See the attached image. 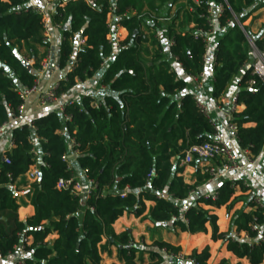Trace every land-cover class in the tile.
Segmentation results:
<instances>
[{
	"label": "trees",
	"instance_id": "obj_1",
	"mask_svg": "<svg viewBox=\"0 0 264 264\" xmlns=\"http://www.w3.org/2000/svg\"><path fill=\"white\" fill-rule=\"evenodd\" d=\"M257 1L187 0L189 8L179 18V7L166 28V46L151 35L156 47L149 52L141 23L144 18L154 20L159 5L115 0L114 22L127 31L116 42L108 39L106 17L111 0H53L51 22L61 32L58 67L70 66L57 81V96L69 94L78 81L97 72H101L105 91L99 97L72 100L63 113L55 107L29 124L9 126L13 147L0 153V259L18 256L15 247L30 237L23 243L27 251L23 264H101V254H109L112 246L123 264L144 262V254L148 264H191L187 259L207 264L208 246L181 259L177 257L182 254L179 246L154 241L140 247L128 230L115 233L113 223L127 213L171 232L205 233L208 225L211 240L224 241L226 250L236 258L248 264L263 262L264 212L252 199L248 202L251 209L232 213L227 232L218 230L213 213L214 208L224 206L228 211L233 206L235 188L241 181L223 179L214 194H198L197 188L211 175L200 170L197 160L187 164L194 168V181L183 180L185 151L211 140L216 128L213 119L199 111L194 89L187 90V80L164 59L166 50L189 81L205 71L207 49L201 38H194V32L208 30L201 15L210 4H222L223 12L216 19L220 36L213 52L211 98H220L236 79V103L244 107L231 111V122L236 126L239 148L256 157L264 146V84L251 74L250 44L263 48L264 35L251 30L253 17L243 23L261 8ZM77 37L84 42L75 49ZM44 46L42 15L27 0H0V127L19 114L20 93L34 85L35 70L46 55L45 51L38 56L37 49ZM28 60L33 61L30 69L23 64ZM64 114L70 119L65 121ZM70 139L76 142L73 165L65 157ZM32 147L37 158L30 152ZM34 163L40 178L29 184L31 194L26 196L33 214L21 221L12 185L18 191L28 184L24 179L16 182ZM78 172L95 183L88 196L57 187L60 180ZM145 201L153 203L147 211ZM232 227L245 237L231 236ZM51 234L55 237L46 240ZM217 264L229 261L221 259Z\"/></svg>",
	"mask_w": 264,
	"mask_h": 264
},
{
	"label": "crops",
	"instance_id": "obj_2",
	"mask_svg": "<svg viewBox=\"0 0 264 264\" xmlns=\"http://www.w3.org/2000/svg\"><path fill=\"white\" fill-rule=\"evenodd\" d=\"M1 1H7V0H1ZM47 0H27V4L29 6H37L42 7L45 5ZM53 2V0H52ZM149 2V1H147ZM147 2L144 1L146 4ZM163 2L162 0L158 1V4ZM180 2V1H178ZM171 3H168L170 6ZM175 6V4L171 5ZM170 6V7H171ZM181 7V6H180ZM146 8V6L144 7ZM179 9V7L175 10V12ZM186 9V7H183L179 11V18L182 16V11ZM260 9V8H259ZM51 12L52 8L47 11L46 20L48 23V32H49V42L48 45H50L56 52L54 57V65L50 66V61L48 64V67L43 71V73L37 77L39 78V91H43L48 89L51 85L56 83L59 79L63 78L65 76V73L70 70V66L65 67L64 69H60L58 67L57 62V51L58 47L61 41V32L58 27H56L55 24L51 22ZM174 12V14H175ZM152 15L154 14L151 12ZM173 14V15H174ZM158 15V13H157ZM156 15V18H157ZM172 15V16H173ZM155 18V19H156ZM145 19V18H144ZM143 19V21H144ZM114 18L112 20H109V34L108 39L120 41L123 40L126 35L127 31L125 28L121 27L120 25L116 24L114 22ZM192 24H190L188 27H191ZM187 27V28H188ZM154 29V28H153ZM251 30L254 32V30L251 28ZM143 32V31H142ZM144 33V32H143ZM256 33V32H254ZM146 34V33H144ZM154 39L161 42L158 38L159 34H153L152 35ZM165 36H166V29H165ZM219 34H217V31L212 38L213 44H216V41L219 39ZM148 39L151 38V35H147ZM167 38V37H165ZM82 37L75 38L73 45L75 49H78L79 41L82 40ZM148 41H151L148 40ZM152 42V41H151ZM149 43V42H148ZM146 44V46L148 45ZM163 47L166 46V39L165 41L161 42ZM47 45V46H48ZM152 45V43H150ZM47 46L39 47L38 50V56H40L42 53L46 51ZM149 52H151V48L148 47ZM164 59H168L169 63L175 69L179 75V77L184 78L188 82L187 90L194 89L193 82L189 81V78L186 77V74L182 71L179 64L175 61V59L170 58L165 50L164 52ZM214 59H213V49L209 50L207 53V58L205 60V67L207 71V77L205 79V88L201 93V99L206 104L208 109L210 111L213 110L214 116L212 117L210 114V117L213 119L215 123L216 128V136L223 139L228 147L231 149V151L235 154L237 159L244 164V166L235 172H230L227 174H224L220 177H216L214 179H210L208 182L203 184V186L198 187L197 191H200L201 193L209 194L212 193L215 186L223 179H234L241 181V188L240 185H237L235 188V194L234 197H238V208L233 209V206L227 211V209L222 206L219 209L214 208L213 213L218 218L220 217V213H222V217L224 214H226V211L229 212L231 209H233L232 213L235 210L238 209H244L249 210L251 207L249 206L248 202L252 198V196L257 195L261 197L264 200V179L262 177V172L264 171V146L261 150V152L253 158L254 163L250 164L248 163V157L244 154L243 150L239 148L237 139L235 136V133L230 131L228 128V124L231 121L229 110V102L231 97L236 93L237 91V85H236V79H233L231 83L226 87L224 93L221 95L220 98L217 100H213L211 98V88H212V81H211V73H212V65H213ZM106 63V61H105ZM32 65V64H30ZM106 65V64H105ZM104 65V66H105ZM101 72H97L92 78L87 79L85 81H78L77 84L73 87L71 92L69 94L62 95L57 103H54L53 105L48 106H40L38 104V92H35L31 94L26 101L24 102V107L22 112L19 115V118L16 121H13L11 124H9L3 131L1 137H0V153H2L5 150H10L12 148L11 146V137H10V129L9 126L12 124H23V123H30L33 118L47 113L52 108L57 107L59 103H64L67 100H79L85 95H91V96H101L103 92L105 91V87L101 84ZM216 105L220 106V109H217ZM243 105H238L236 108V111H241L243 109ZM221 123V126L218 127L217 123ZM252 124H245V126H251ZM66 158L70 161L71 165L74 164V161L76 159V155L74 154L72 150L71 143L68 142L67 144V152H66ZM187 165V164H186ZM198 166L200 170L202 171V168L200 164L198 163ZM193 173L194 168L191 166H188L187 168L184 167V171L182 173L183 180L187 183H192L194 181L193 179ZM76 177H80V172L76 173ZM21 179H24V177L18 178L16 183H19ZM241 196V197H240ZM19 201V208L17 210V217L19 220L24 221L27 217L31 216L33 214V207L27 202L26 197H18ZM188 203V200L186 201ZM153 203L151 201H145L146 211L148 210L149 206ZM220 212V213H217ZM232 213L229 215L227 221H226V227H224L225 223H217L218 230L220 232H227L229 230V222L230 217ZM220 220V219H219ZM113 230L115 233H120L122 231L128 230L131 233V236L133 238V241L136 243H145L146 245L152 244L154 241H165L167 243H170L174 246H179L183 252V254L191 253L193 250H197L198 252L201 251L205 246L209 247V258L211 254H217V252H220V260L221 259H227L229 261V264H235L237 262H240L241 264H248L245 259H239L236 258L231 252L226 250V243L222 240H211V229L207 225L206 226V232L205 233H197V234H188L186 232H171L166 227L162 225H154L152 222H150L147 219H141L140 217H135L133 214H127L123 213L121 217H119L114 223H113ZM230 235L233 237L243 238L245 237V234L243 232L237 233L235 232V228H231ZM55 237L54 234L49 235L46 240H52ZM114 248V252H112V249ZM111 252L103 253L101 254V264L103 262L110 261V264L117 263V264H123L121 261L118 260L116 256V248L112 246ZM181 252V253H182ZM110 255V256H109ZM145 256V260H148L147 254L143 255V259ZM185 256V255H184ZM219 256V255H218ZM208 258V259H209ZM15 259V256L6 258V259H0V264H10ZM212 260V259H211ZM264 261V260H263ZM148 262L146 264H148ZM212 262V261H211ZM208 264V263H207Z\"/></svg>",
	"mask_w": 264,
	"mask_h": 264
},
{
	"label": "built area",
	"instance_id": "obj_3",
	"mask_svg": "<svg viewBox=\"0 0 264 264\" xmlns=\"http://www.w3.org/2000/svg\"><path fill=\"white\" fill-rule=\"evenodd\" d=\"M112 5L109 9V12L107 13L106 21L109 26V20H112L114 18L113 12L116 9L115 6V0H111ZM196 2V0H194ZM54 2L52 0H47L45 5L42 7H37V6H31L32 10L41 14L42 15V23H43V36L45 41L49 42V32H48V23L46 20V15L47 11L51 8H53ZM223 12V6L222 4H210L205 13L202 14L201 16L206 20V23L209 27L208 30H203V29H197L194 32V38H201L202 41L204 42L205 48L207 49V53L209 50L215 49V45L213 44L212 38L214 37L217 27H216V19L218 16H220ZM56 27L60 28L59 25H56ZM110 40V39H109ZM84 42V38L79 41V46H81ZM117 42V41H116ZM170 44L172 42H169ZM251 46V74L252 76L258 78L263 84H264V47L261 49H258L255 47L253 43L250 44ZM207 53L203 56V60L205 61L207 58ZM55 50L48 45L46 48V55L41 61V67L39 69H36V76H40L43 71L48 67V64L51 60L54 59L55 57ZM214 59V56H213ZM30 62H33L32 60H28L27 63L32 64ZM207 77V71H202L200 73H197L195 75H192L191 82L194 84V91L195 94L193 96L199 111L205 115L206 117L210 118V110L206 106V104L202 101L201 99V93L205 88V79ZM249 84L252 83V81L248 82ZM39 86V78L36 77L34 85L22 91L20 93V97L22 100V103L18 107L19 114L17 116H12L10 121L8 123L3 124L0 127V137L4 131V129L11 124L13 121H16L19 118L20 113L23 110L24 107V102L26 99L33 93L38 92V104L40 106H48V105H53L54 103H57L58 99L61 97L57 96L56 94V89L58 87V83H54L51 85L48 89L39 91L38 89ZM237 94L235 93L229 102V110L230 111H236L237 108ZM72 100H67L64 103H59L57 105V110L60 113L64 112L65 105L70 104ZM97 106V104H94ZM217 109H220L221 107L216 105ZM69 115L64 114V120H69ZM29 124V123H28ZM215 124V123H214ZM228 128L230 131L234 132L236 131V126L234 123L230 121L228 124ZM61 134L64 132L61 130ZM69 142L71 143L72 150L75 155H77V151L74 150V146H76V142L74 139H70ZM11 146L13 147V141L11 139ZM30 152L32 153L34 158H37L39 156L37 150L35 147H32ZM244 154L247 155L248 157V163L253 164V158L248 155L247 150H243ZM66 157V156H65ZM197 160V162L200 164L202 171L208 172L211 175V178L214 179L216 177H220L224 174L230 173V172H235L241 169L244 164H242L235 154L231 151V149L228 147L226 142L217 137L216 133L212 136V139L206 142H203L198 145H193L189 147L185 153L184 157L182 159V163L184 164H189L192 161ZM5 162H9L7 158H4ZM25 178L26 184L22 188H20L18 191L15 190V186L12 185V189L14 190L15 194L17 197H26L27 195L31 194V187L30 183H33L37 181L40 178V171L37 163H34L31 165L28 169V171L22 176ZM262 177L264 179V171L262 172ZM80 179V180H79ZM58 188H70L71 192L75 193L76 195H83V196H88L91 194L92 190L95 188V183L89 179H86L85 175L80 173V177H76V175H73V177H70L65 180H60L57 184ZM214 194V193H212ZM258 208L262 209L264 212V200L257 196L254 195L251 198ZM254 228V227H253ZM261 239H264L261 236ZM30 241V237L25 238L22 243L17 245L15 247L16 252L18 254L15 255V259L10 263V264H23V258L25 257L27 251L25 249V245L23 244L28 243ZM177 257L183 259L185 256L179 254ZM191 264H197L191 259H187Z\"/></svg>",
	"mask_w": 264,
	"mask_h": 264
},
{
	"label": "rangeland",
	"instance_id": "obj_4",
	"mask_svg": "<svg viewBox=\"0 0 264 264\" xmlns=\"http://www.w3.org/2000/svg\"><path fill=\"white\" fill-rule=\"evenodd\" d=\"M145 2L147 1H150L153 3V5H159V8L156 12V15H157V18L152 20L150 18H145L144 21H142L141 23V31H143L144 33H146V35H153V34H159L160 36L158 37L160 39L161 42L165 41V29L167 28L168 24L171 22V19H172V15L174 14L175 10L178 8V7H186V8H189L188 5L186 4V1L187 0H162L163 2L159 3L158 4V1L159 0H144ZM180 1V2H178ZM168 3H171V5L175 4V6H169ZM261 4V8L258 9L257 11L253 12L251 14V16H249L245 21H244V25L248 24L250 21H251V17H253V20L251 21V28L254 30V32H259V33H263L264 35V2L260 0H258L256 2V5H260ZM154 28V29H153ZM150 40V39H149ZM151 41H149L148 43V47L151 48V52H153L154 50V47L155 46H152L150 45ZM32 63V62H30ZM210 114L211 116L213 117L214 116V113H213V110L210 111ZM217 126L220 127L221 126V123H217ZM184 164V163H182ZM188 165L185 166V168H187ZM80 180V179H79ZM238 197H234V206H233V209H236L238 208L237 206H239V203H238ZM241 197V196H240ZM233 209H231L229 212L226 211V214H224V216L222 217V213L220 212H217V213H220V217L218 218V223L222 222V223H225L224 227H226V221L229 217V215L232 213ZM220 219V220H219ZM140 247H144L143 245H146L145 243H139ZM112 249V252H114V248H111ZM190 254L189 253H186V254H182L181 255H185V256H188ZM219 255V256H218ZM110 256V255H109ZM212 259V260H211ZM212 261V262H211ZM220 261V252H217V254H211L210 255V258L207 260V263L208 264H217L218 262ZM230 262H232L231 260H229ZM148 261L145 260V256H144V262H138V264H146ZM103 264H110V261H107V262H103ZM113 264H117V263H113ZM261 264H264V261L261 263Z\"/></svg>",
	"mask_w": 264,
	"mask_h": 264
},
{
	"label": "water",
	"instance_id": "obj_5",
	"mask_svg": "<svg viewBox=\"0 0 264 264\" xmlns=\"http://www.w3.org/2000/svg\"><path fill=\"white\" fill-rule=\"evenodd\" d=\"M63 2H66V1H68V0H62ZM87 2H89V3H92L93 2V0H86ZM236 21H237V19H236ZM237 23H238V21H237ZM252 43V42H251ZM71 62V61H70ZM23 64H25L26 66H27V68L28 69H30L31 68V65L29 64V63H27V62H25V61H23ZM56 64H58V55H57V62H56ZM54 65V60H52L51 62H50V66H53ZM197 193L199 194V191H197Z\"/></svg>",
	"mask_w": 264,
	"mask_h": 264
}]
</instances>
